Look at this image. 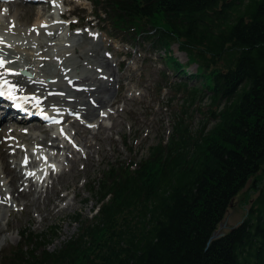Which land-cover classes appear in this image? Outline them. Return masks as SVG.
Wrapping results in <instances>:
<instances>
[{
	"label": "trees",
	"instance_id": "trees-1",
	"mask_svg": "<svg viewBox=\"0 0 264 264\" xmlns=\"http://www.w3.org/2000/svg\"><path fill=\"white\" fill-rule=\"evenodd\" d=\"M93 1L125 41L179 43L198 67L169 56L173 87L207 107L176 116L140 159L109 162L88 188L97 212L75 216L58 248L57 226L23 229L7 264H264V0ZM250 181L242 221L207 245Z\"/></svg>",
	"mask_w": 264,
	"mask_h": 264
},
{
	"label": "rangeland",
	"instance_id": "rangeland-1",
	"mask_svg": "<svg viewBox=\"0 0 264 264\" xmlns=\"http://www.w3.org/2000/svg\"><path fill=\"white\" fill-rule=\"evenodd\" d=\"M78 1L82 2L78 3ZM0 3L4 7L0 13L3 19L8 16L11 5L8 0H0ZM24 6L29 9L31 15L25 31L22 32L24 34L21 36L22 39L47 43L49 33L46 30L51 26L42 25L44 20L39 15L42 9L34 5ZM20 7L23 8V6ZM75 7L77 8L75 12L79 17L73 16L76 20L79 18V28L75 30L69 28L68 23L73 17L62 19L60 23L53 25L59 28L60 34L52 41L62 39V44H48L41 47L36 44L34 49L22 52L25 54L29 52L37 65L40 64L39 57L43 54L52 57L47 60L49 66L54 63L53 57L58 59L56 61H61L65 76L55 82L58 85L69 86L68 77L73 73H76L77 77L85 75L96 77L98 74H104L106 81L113 83L115 93L111 95L110 102L99 110L97 116L89 120L80 116L75 117L79 118L81 124L79 129L71 127L68 122L65 124L67 132L71 135V142L66 137L59 136L58 142L61 145L70 144L67 150L69 157L62 156V168L69 171L64 181H68L70 185L71 182L76 181V186L72 185L69 188L63 187L61 183H55L60 194H66V199H50L51 203L47 208L39 209L35 206L23 209L22 204L9 199L15 210H9L8 226L0 233V238L6 234V239L0 240V264H3L6 254L16 247L20 241L19 230L25 227L34 233H41L47 231L50 226L57 225L60 237L54 239L50 250L59 247L77 230V224L73 222L74 216L80 215L81 218H85L94 213V200L88 188L91 182L101 175L105 164L117 159L127 162L135 158L140 159L147 155L151 145L168 139L176 116L184 112L192 113L199 106L204 109L207 107L205 103H199L197 107L189 109L185 94L175 91L173 84L178 82L179 78L169 64L171 61L167 60L169 54L166 55L165 51L155 52L145 38L139 39L133 46L113 38L110 33L114 29L103 19L93 17L94 7L87 0H72L71 3L62 6L68 11ZM89 24H97L101 30L98 27L91 28ZM170 55L184 64L187 63V55L180 49L178 43L172 44ZM104 56L106 61L110 62L105 63ZM186 69L194 73L196 65L188 64ZM63 91L67 93L69 88ZM196 117V120L200 118L198 112ZM11 127L14 128L16 125H11ZM23 128L28 127L25 125L20 129ZM37 133L41 135L40 138L44 135L39 130L35 131V134ZM56 133L57 131H52V134ZM15 141V139L12 140V143ZM17 141L24 151L17 156L10 155L9 159L13 162L22 161V158L30 160L28 153L24 156L22 153L27 149L34 150V143H28L24 138L17 139ZM10 149L15 150L14 147ZM88 155L92 157L89 160H87ZM37 157L38 155L34 156L35 159ZM68 158L78 160L76 173L70 171L71 164ZM54 177L48 173L43 180H38L35 176L31 179L38 190L48 189L51 193V186L55 182ZM251 187L252 181L236 197L228 210L227 225L229 227L226 232L242 221L251 199L258 193ZM69 202L71 205L68 204ZM55 203L61 209L57 214L51 212ZM2 205L3 201L0 200V206Z\"/></svg>",
	"mask_w": 264,
	"mask_h": 264
},
{
	"label": "bare ground",
	"instance_id": "bare-ground-1",
	"mask_svg": "<svg viewBox=\"0 0 264 264\" xmlns=\"http://www.w3.org/2000/svg\"><path fill=\"white\" fill-rule=\"evenodd\" d=\"M64 2H72V0H64ZM11 6L9 9V16L4 20L0 17V27L17 32L22 33L27 27L29 16L31 15L29 9L27 7L21 8L22 2L21 0H11ZM54 3V1H53ZM79 3H81L79 1ZM44 12L42 16L47 17V22L50 24L57 23L54 13L52 12V0H45L42 2ZM4 10L3 5L0 4V12ZM68 14V12H66ZM4 20V21H2ZM72 24V23H71ZM57 29L52 28L49 32L54 31V35L57 36ZM26 42H30L29 40ZM63 42V41H62ZM61 42V44H62ZM48 44H52L49 43ZM34 44H25V45H15L14 49L20 50H29L34 48ZM0 47H3V50L0 48V51L4 53L5 50L9 49L10 46L4 42H0ZM29 54V53H28ZM19 60L16 61V66L18 69L12 71L14 73H18V75L9 74L8 68H0V89L8 93L11 92L12 96H15L16 99L13 100V108H21L28 112V110L33 108H41L45 112L49 113V116H46L48 121H53L57 123L59 128V134H63L70 140V135L64 128L66 122L69 123L71 127L79 129L81 124L77 118L72 119L71 117H75L76 115H82L86 119H91L92 117L97 116L96 114L99 110L106 106L107 102H110L111 95L115 93V87L113 83H107L104 78V74H100L96 77L85 75L82 78H78L77 75H73V83H70L69 91L64 93L67 87L64 86H53L51 83H48L47 78L53 76H60L61 67L57 64H54L53 68H48L45 65L42 67L41 75H37L35 64L33 63L30 55L22 57L21 55H17ZM40 59L45 60V54H43ZM105 63L110 62L106 61L105 56L103 57ZM11 63V62H10ZM28 69L32 73H35L33 77L25 75L23 70L19 69ZM77 69V68H76ZM38 74V73H37ZM83 81L85 87L81 88L79 86V82ZM7 81V83H5ZM15 86V87H13ZM8 96V95H7ZM23 103V105H22ZM19 105V107H17ZM11 107V106H10ZM52 111V112H50ZM6 112V111H5ZM17 125H26L28 126V131H17V129L11 128L10 118L4 113L0 118V200L3 201V205H5V209H1L3 207L0 206V233L7 228L9 220L7 218L9 210L11 209V203L9 199H14L19 204H22L25 209L26 207L30 209L31 206H35L37 209L39 208H47L51 203L50 199H66V194H60V190L55 183H61L63 187L69 188L72 185L76 186V181L71 182L70 185L68 181H64L65 176L69 173L68 170H62L60 173H57L55 182L51 186V193L47 190H38L35 186V183L31 181L32 172H28L27 174L23 172V164L21 162H13L9 159L10 155L17 156L21 151L22 147L19 146L17 139L20 137H26V141H37V144L45 145L52 150V154H49L52 158H59L63 155L64 149H69L70 144L61 145L57 139L59 138V134H52L51 130L53 128L35 121H15ZM23 123V124H21ZM39 130L43 135L42 138L40 134L37 133L35 137V131ZM64 130V131H63ZM32 131V132H31ZM38 136V137H37ZM37 138V139H36ZM16 140L12 143V140ZM14 147V151L11 152L10 149ZM39 150V146L37 147ZM37 150V151H38ZM28 154L34 153L31 149L27 150ZM39 153V152H38ZM55 153V154H54ZM47 154V153H46ZM92 158L90 155L87 156V160ZM39 160H34L37 163ZM33 163L31 161L29 164ZM70 171L76 173L75 168H77L78 160H74L70 158ZM28 168V167H26ZM53 173V171H51ZM34 174V173H33ZM44 191L46 193L44 194ZM71 205V203H68ZM8 209V210H6ZM61 209L57 203L54 204L53 208H51V212L57 214ZM45 218V216H43ZM5 220V221H3ZM2 223L4 225H2ZM6 234L0 238V240H5Z\"/></svg>",
	"mask_w": 264,
	"mask_h": 264
},
{
	"label": "snow or ice",
	"instance_id": "snow-or-ice-1",
	"mask_svg": "<svg viewBox=\"0 0 264 264\" xmlns=\"http://www.w3.org/2000/svg\"><path fill=\"white\" fill-rule=\"evenodd\" d=\"M5 11H6V10H5ZM0 42H2V41H0ZM7 63H10V61H5L2 57H0V68H5V69H6V64H7ZM6 70L9 71V74H12V75H18V73H14V72H12L10 69H6ZM0 75H2V73H0ZM5 83H7V81H5ZM13 87H15V86H13ZM5 95H6L5 92L0 91V96H5ZM7 95H8L9 97H11L12 99H16L15 96H12L11 92L7 93ZM17 107H19V105H17ZM31 175H34V174H31Z\"/></svg>",
	"mask_w": 264,
	"mask_h": 264
},
{
	"label": "water",
	"instance_id": "water-1",
	"mask_svg": "<svg viewBox=\"0 0 264 264\" xmlns=\"http://www.w3.org/2000/svg\"><path fill=\"white\" fill-rule=\"evenodd\" d=\"M227 220H228V219H226V221L223 222V223L221 224L220 229H217V230H215V231L213 232V234L211 235V237H210V239H209L207 245H210V243H211L213 240H215V239H217V238H220V237H223V236L226 234V232L224 231V228L227 226Z\"/></svg>",
	"mask_w": 264,
	"mask_h": 264
}]
</instances>
